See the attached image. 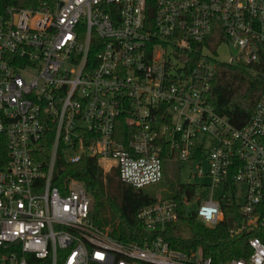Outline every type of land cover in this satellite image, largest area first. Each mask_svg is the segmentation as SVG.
Listing matches in <instances>:
<instances>
[{
	"label": "built area",
	"instance_id": "2783aa9c",
	"mask_svg": "<svg viewBox=\"0 0 264 264\" xmlns=\"http://www.w3.org/2000/svg\"><path fill=\"white\" fill-rule=\"evenodd\" d=\"M8 2L0 10V264L31 256L49 264H264L255 235L247 258L218 263L171 249L161 235L117 241L90 219L82 184L61 190L52 182L60 154L70 163L96 158L136 188L162 179L164 158L206 161L209 184L197 183L205 191L192 201L182 194V203L213 227L221 200L234 197L244 222L230 235L264 230V89L239 125L209 104L221 47L236 51L229 65L259 60L264 0ZM49 130L43 165L34 152ZM177 216L176 202L160 197L137 213L148 231Z\"/></svg>",
	"mask_w": 264,
	"mask_h": 264
},
{
	"label": "trees",
	"instance_id": "16d2710c",
	"mask_svg": "<svg viewBox=\"0 0 264 264\" xmlns=\"http://www.w3.org/2000/svg\"><path fill=\"white\" fill-rule=\"evenodd\" d=\"M9 4L0 0V10ZM196 52L198 51L195 50ZM264 89V47L256 62L238 66L219 63L209 92V104L219 114L229 117L236 125L249 115L256 98ZM53 131L49 130L34 152L36 160L46 165L49 161ZM70 180H76L93 198L90 219L102 231L123 243L142 244L161 235L171 249L185 254L198 253L201 257H211L214 263L234 258H247L251 249L249 237L258 236L264 243V230L242 231L234 236L244 222V216L234 197H226L220 202L222 219L213 227L205 226L196 213L182 203V194L192 201L205 191L197 184H180L170 197L177 204V219L166 224L162 230L148 231L137 218L138 211L153 203L156 198L122 182L116 169L105 172L98 159L83 157L77 163H70L60 154L56 159L53 185L64 189ZM29 264H49L47 260L29 257ZM60 264V263H59Z\"/></svg>",
	"mask_w": 264,
	"mask_h": 264
},
{
	"label": "rangeland",
	"instance_id": "374dc122",
	"mask_svg": "<svg viewBox=\"0 0 264 264\" xmlns=\"http://www.w3.org/2000/svg\"><path fill=\"white\" fill-rule=\"evenodd\" d=\"M219 59L224 62H229L232 55L236 54V51L229 49L227 47H221L219 49ZM202 170L203 176H199L198 172ZM105 171V170H104ZM110 172V171H105ZM208 163L206 161L202 162H182L179 160H170L164 158L162 161V179L158 182L151 183L142 187L143 191L148 193L154 198L170 199V197L175 193L178 185L180 184H194L203 183L209 184L210 178L207 175ZM211 190H208L207 194ZM214 198L220 194V189L216 188L212 191ZM91 198V210L93 206V198ZM187 209H194L195 204H190L186 206ZM198 257H201L198 252Z\"/></svg>",
	"mask_w": 264,
	"mask_h": 264
}]
</instances>
